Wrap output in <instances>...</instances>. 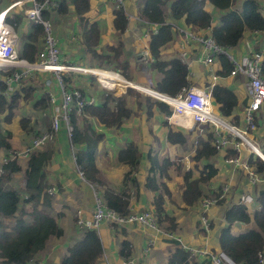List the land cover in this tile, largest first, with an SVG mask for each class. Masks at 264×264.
<instances>
[{
  "label": "crops",
  "instance_id": "crops-1",
  "mask_svg": "<svg viewBox=\"0 0 264 264\" xmlns=\"http://www.w3.org/2000/svg\"><path fill=\"white\" fill-rule=\"evenodd\" d=\"M93 1L98 6L97 12L95 11V14H92V11L90 13L87 12L85 16L88 17V23L96 24L99 32L98 43L94 51L100 56L111 58L113 54L107 52L106 48L113 47L114 45L110 44L112 42H119L122 45V52L114 61L100 64L89 53L85 52L81 44L82 37L79 28V18L69 6L66 13L69 12L74 16L73 20L70 19L68 21L73 26L68 28V24H66L63 33L56 31V29L53 33L51 25L59 52V60L68 66L85 71L67 74L69 77L68 89L78 90L86 100H92V104L94 105H100L106 93L112 95L114 98H121L125 102V107L132 114L124 119L118 128L111 129L101 128L93 118H84L88 127H91L95 133L102 134V139L96 145L93 156L100 182V185L97 187L90 186L83 179L79 178L73 162V152L75 153L76 150L82 147L69 144L62 126L54 135V140L47 149L39 150V152L51 151L50 159L43 171L45 186L48 189L47 192L51 194L52 200L50 208H45L44 212L61 229L62 235L60 238H48L43 249L35 254L32 261L41 264H59L66 255L67 249L81 239L82 231L75 226L76 213H79V218L82 221H90L94 210L95 194L101 198L104 189H110L114 192L120 190V183L127 171V167L116 161V154L125 144L132 143L136 146L139 153V162L135 172L138 188L135 195H129V214L137 215L143 212H150L152 214L150 204L156 193H152L144 187V180L151 161L159 165L165 159L171 164L166 171L168 179L158 177H155V179L156 184L163 183L166 186L169 195L168 198L163 197V209L165 213L174 219L176 227L172 234H167L163 230L164 225L150 229L136 223H126L120 226L102 224L95 232L99 238L102 250L96 264H122L124 260L119 257L118 251L120 242L123 240L129 243V258L133 261V264H167V259L174 248V245L169 241H176L180 248L191 249L192 251L188 252L189 260L193 263L201 264V259L205 257L199 255L200 250L207 253L219 252L217 239L220 229L224 226V211L231 205H237L238 198L241 195H248L252 201L245 208L248 216L251 217L252 213L258 209V205L255 203L253 197L260 190L264 189V180L257 175L259 181L254 184L251 183L245 171L225 163L221 158L222 154L218 153L216 158L211 160L217 173L201 189L204 197L192 207L183 209L179 201L182 189L180 177L191 166L189 161L191 148L189 145L193 143V139L204 137L206 133L205 126L199 125L191 133H188L190 135H188V144L185 147L170 146L166 143L165 134L167 128L162 124L164 115L156 106H153L150 110V117L147 119L144 105L141 104L136 109L135 100L126 94L125 90L127 87L123 83V81L131 83L133 86L154 92L153 86L160 80V76L156 72L147 69L144 65L145 63L138 62L137 56L141 51H148V34L154 32L156 27L138 18L140 0H124L121 10L126 18V28L122 33H118L111 26V12L114 11L112 10L111 3L106 0ZM9 3L10 0H0V11L6 9ZM239 3H236L237 7ZM19 5L20 7L24 6L23 3ZM162 8L166 9V12L162 9L165 21L172 26L175 32L172 35L171 41L160 48V59L165 61L177 57L178 50L181 49L185 53V64H187L186 81L189 83V86L202 87L213 84L229 89L237 100V105L232 115L237 118V127L241 128V108L245 104V102L243 104V101H245V80L242 77L227 78L226 75L224 78H221L217 76L219 70L216 59L213 66L207 70L201 62L203 57L202 45L190 40L185 45L184 41L186 39L181 33V30H185V27L181 22H173L169 19L167 5ZM203 8L211 16L210 25L217 26L221 13L209 5H205ZM10 10V13L14 12L21 15L16 7ZM54 14L49 15L46 19L51 22ZM24 20L25 22L21 20L22 25L18 30L20 34L25 35L30 32L31 24L27 19ZM199 34L207 37L210 31L207 29ZM17 36L18 34H15V51L20 46ZM42 40L41 34V38L37 43V50L40 49ZM255 52L258 54L255 55ZM227 53L236 60L248 55L257 56L260 59L261 56H264V31L257 33L244 32L236 46L227 49ZM123 65L127 67V78H124L121 74V67ZM135 66H139L137 70ZM140 66L144 67L140 68ZM91 71L96 72L92 73ZM101 71L118 73L123 81L116 75L106 77L108 74H103ZM204 73L205 76H203ZM211 76H216V80L211 82ZM205 77L208 80L207 85L204 84ZM28 80V84L33 89L29 100L24 103L19 102L17 109L14 111L13 118L9 124L3 123V127V115H0V133L4 134L7 132L10 134V139L8 140L10 149H0V163L9 150H20L28 145L31 141L29 140V136H34L37 132L41 133L49 130L54 109L60 103V91L51 75L48 73L30 72L23 76L20 81ZM111 81L118 83L121 88H109L107 84H111ZM193 81L203 82L204 85ZM134 90L143 96L150 97L152 102L159 101L158 98L152 97L150 94L138 89ZM49 93L53 97V105L48 103ZM41 96L47 98V107L41 111L32 109L33 103ZM140 101L142 102V99ZM21 105L24 107L20 108ZM257 117L258 128L254 132L252 131L249 136L256 145H264V110L259 111ZM20 118H27L29 120V123L25 127L27 132L20 130L18 123ZM78 126L82 127L80 122H78ZM250 154L253 153L243 147L239 150L237 157L241 163L245 164ZM15 164L18 166L19 171L10 174L9 178L2 183V188L11 189L19 194V206L15 216L20 217L25 223H28L31 219L28 213L31 212L33 205L24 202L26 194L23 192V181L27 168V159H18L15 161ZM249 171L251 172V170ZM222 185L228 187L222 203L203 209L201 206L202 200L209 197ZM37 209H41V207L37 206ZM201 218H205L208 225L209 223L211 224V228L209 227L207 232H204L201 228ZM0 225L2 227L0 230H7L13 225V220L11 218L0 217ZM247 230H255L252 222L244 224L234 222L230 226V233L233 236L242 234Z\"/></svg>",
  "mask_w": 264,
  "mask_h": 264
},
{
  "label": "trees",
  "instance_id": "trees-1",
  "mask_svg": "<svg viewBox=\"0 0 264 264\" xmlns=\"http://www.w3.org/2000/svg\"><path fill=\"white\" fill-rule=\"evenodd\" d=\"M237 2H240L238 7L236 6ZM263 2L264 0H140L138 18L156 27L155 32L148 34L147 49L150 60L144 64L147 69L156 72L160 76V80L153 86V91L160 95L174 97L181 89L189 86L186 81V66L177 57L162 61L159 56L160 48L171 41L175 32L172 26L165 21V15L162 11L163 6H168V17L171 21L181 22L185 29L197 33L209 29V37L216 47L230 49L236 46L244 32L257 33L264 31V15L262 13L263 9H261ZM205 5H209L221 13L217 26L210 25L211 16L204 11L203 7ZM69 6L79 18L81 44L84 51L89 53L99 64L112 62L118 58L122 52V45L119 42L115 47L106 48L107 52L113 54L111 58L100 56L94 51L98 43L99 32L96 24L88 23V18L85 17L90 8L89 0H61L57 11L51 14L56 12L64 14ZM10 11L5 16V22L13 29L15 34H18L17 38L20 46L15 51L16 56L32 63L38 51L36 47L41 38L42 29L39 25H34L28 21L31 24L30 32L25 35L20 34L18 29L22 25L21 20L25 22V18L23 15L10 13ZM51 14L43 13L42 17L46 19ZM111 26L118 33L125 30L126 18L122 11L111 12ZM256 54L258 53L255 52ZM216 63L219 70L217 76L224 78L231 70V64L223 55L216 57ZM143 67L140 66V68ZM259 68L261 77L264 79V56L260 57ZM126 72L127 67L123 65L121 74L124 78H127ZM68 78L67 75L63 76V84L67 89ZM28 82L29 80L20 81L17 92L9 99H5L0 95V115H3V123L9 124L19 102L24 103L29 100L33 89ZM107 86L110 88V84H107ZM4 90V85L0 84V93ZM125 92L135 100L136 109L141 104L144 105L147 119L150 117V110L153 106H156L164 116L168 115L169 110L164 103L152 102L150 97L143 96L132 88H126ZM79 93L81 98H84L82 93ZM210 94L211 106L215 114L237 127V118L232 115L237 105L234 94L221 85L212 86ZM140 99H142V102ZM46 107L47 98L41 96L33 103L32 109L41 111ZM81 112L80 117H76L73 112L69 115V124L72 131L68 141L72 146L82 147L76 150L73 156L74 166L81 172L85 183L97 187L100 182L93 156L96 145L102 139V134H97L91 127H88L84 118H93L101 128L111 129L118 128L121 122L131 116L132 113L125 107L123 99L114 98L108 93H106L100 105L85 104ZM257 120L258 117L256 116L255 129L258 128ZM78 122L81 123V128L78 126ZM18 123L20 130L27 132L25 127L29 120L20 118ZM162 124L166 127L164 122ZM203 126H205L206 133L204 137L193 139V143L189 145L191 148V155L189 156L191 166L180 177L182 189L179 201L183 209L192 207L204 197L201 189L217 173L211 160L216 158L218 153L222 154V160L238 156L229 147L222 151L214 150L210 128L206 125ZM188 135L190 134L179 129L167 128L165 140L170 146L185 147L188 144ZM9 139V133H0V149H10ZM256 148L264 157V145L259 144ZM39 150H35L28 156L27 168L24 173L23 192L26 194L24 202L33 205L31 212L28 213L31 218L28 223L15 216L19 206V194L11 189L2 188V183L9 178L10 174L19 171L18 166L15 162H10L2 167L3 174L0 175V217L11 218L13 225L7 230L1 229L0 264H28L33 260L35 254L43 249L48 238H60L62 235L61 229L44 212L45 208H50L52 200L51 194L47 192L48 189L45 186L43 171L50 159L51 151L39 152ZM116 161L127 167L120 183V190L114 192L110 189H104L101 199L106 208L113 210L119 216H126L129 213V192L135 195L138 188L135 172L139 162V153L136 146L132 143L125 144L117 152ZM170 165L165 159L159 165L151 161L144 180V187L150 192L156 193L150 204L155 224L158 227L164 225L163 230L167 234L173 233L176 224L174 219L165 213L163 209V197L168 198L169 195L166 186L163 183L156 184L155 177L168 179L166 171ZM245 165L253 174L264 180V162L259 157L250 154L245 161ZM217 192L219 191H215L209 197L217 196ZM253 198L258 205V209L252 213L251 217L248 216L246 208L239 204L231 205L223 213L224 226L220 229L217 245L219 252L235 264H257L258 255L264 252V189L260 190ZM222 201H218L216 205H220ZM37 206H40L41 209H37ZM234 222L243 224L252 222L255 230H247L242 234L233 236L230 233V226ZM209 227L211 228L210 223ZM0 228H2L1 225ZM169 242L174 245V248L167 259V264H197L189 260V253L182 247L180 248L176 241ZM101 251V244L96 233L93 230H85L82 231L81 239L67 249L66 255L59 264H96L101 256ZM118 255L123 260L129 258L130 246L128 242L124 240L120 242ZM201 264L210 263L206 258H203Z\"/></svg>",
  "mask_w": 264,
  "mask_h": 264
},
{
  "label": "built area",
  "instance_id": "built-area-1",
  "mask_svg": "<svg viewBox=\"0 0 264 264\" xmlns=\"http://www.w3.org/2000/svg\"><path fill=\"white\" fill-rule=\"evenodd\" d=\"M61 0H11L9 6L0 11V84L5 87L4 92L0 93L4 98L14 95L17 86L23 76L33 73H48L51 75L60 91V103L54 109L51 117L50 129L44 133H40L34 137L28 145L20 150H9L0 163V175L2 174V167L10 162H15L18 159H27L28 156L37 149H42L49 143L56 132L64 128L66 136L69 140L72 128L69 124V115L71 112L75 113L76 117L82 115V108L85 104L91 105L92 100L81 98L78 90L67 89L63 84V76L76 72H85L79 68L68 66L59 60V52L55 38L52 36L51 24L49 20L42 17L43 13L51 14L57 11ZM103 1V0H101ZM111 3L112 10L122 11L124 0H106ZM20 3L24 6L20 7ZM13 7L18 8L21 15L34 25H39L42 29V44L38 49L35 60L28 63L25 60H20L16 56L14 49L15 34L12 28L5 22L7 12ZM264 15V9L262 11ZM155 32V31H154ZM182 36L188 40L194 41L202 45L203 57L202 64L209 70L213 66L218 55H223L231 64V70L227 74V78L242 77L245 80V104L241 108L242 127L238 128L230 124L228 121L220 118L212 109L211 106V87L209 86H188L181 89V91L174 97L162 95L159 101L164 103L169 113L163 116V122L166 128H175L186 133H191L197 126L206 125L210 128L212 135V147L216 151H222L229 147L232 151L238 154L243 147L250 150L251 153L259 157L257 145L252 141L249 134L255 130V118L257 113L264 110V79L261 77L259 63L260 59L254 55L244 56L238 60L234 59L227 53V49L216 47L211 41L209 35L202 36L190 29L181 30ZM177 58L185 64V53L181 49L178 50ZM150 60L148 51H141L137 56L138 62L147 63ZM18 70V71H16ZM20 71V72H19ZM95 73L96 71H91ZM99 73V72H98ZM103 74H113L118 76L122 81V77L115 72L101 71ZM216 76H211V82L216 80ZM126 86V83L123 81ZM127 87V86H126ZM134 89L141 88L133 86ZM144 90V89H141ZM147 93V92H145ZM148 94V93H147ZM84 99V100H83ZM51 93L48 94V103H54ZM225 163L232 165V167L241 168L246 172L251 183H257L259 178L250 172L247 166L239 160L238 157L226 159ZM79 178L83 179L81 172L76 168ZM228 187L222 185L217 190V196L207 197L202 200L201 206L207 209L210 206H215L218 201L224 200ZM132 192H129L131 195ZM128 199V205H129ZM252 201L248 195H241L238 198V204L247 207ZM77 219L75 226L80 231L93 230L96 232L100 225L105 224L109 226H120L126 223H136L146 226L150 229H155V218L150 212H143L141 214H127L126 216H119L113 210L105 207L102 199L95 194L94 210L91 219L84 222L79 218L77 212ZM201 228L204 232L209 229L208 222L205 218L200 219ZM185 249V248H183ZM187 252L191 249H185ZM199 255H203L210 264H235L222 253H207L199 251ZM28 264H41L30 261ZM122 264H133V261L128 258ZM257 264H264V252L258 255Z\"/></svg>",
  "mask_w": 264,
  "mask_h": 264
},
{
  "label": "rangeland",
  "instance_id": "rangeland-1",
  "mask_svg": "<svg viewBox=\"0 0 264 264\" xmlns=\"http://www.w3.org/2000/svg\"><path fill=\"white\" fill-rule=\"evenodd\" d=\"M89 5H90V9H89V11H88V13H90L91 11H92V14H95L96 12H97V9H98V6L96 5V2L95 1H93V0H89ZM262 6H261V9H264V5H263V3L261 4ZM163 9V8H162ZM68 11H70V10H68ZM94 11V12H93ZM96 11V12H95ZM163 11H165L166 12V9L164 8L163 9ZM167 14H168V11H167ZM52 15V14H51ZM169 15V14H168ZM85 17H87V16H85ZM88 18V17H87ZM73 20L74 19V16L71 14V13H69V12H67L66 14L64 13V14H62V13H56V14H54L53 15V19H51L52 21L50 22V24L52 25V28H53V33H54V31H55V29H56V31H58V32H64V30H65V28H66V24H68V28H70V27H72L73 26V24H71V23H69L68 21L69 20ZM48 20V19H47ZM60 24V25H59ZM76 26L78 27V25L76 24ZM53 33H52V36L54 37V35H53ZM43 37V36H42ZM117 42H112V43H110L111 45H114L113 47H115L117 44H116ZM138 67L139 66H135V69L137 70L138 69ZM203 76H205V73L203 74ZM205 79V82H204V84H208V80H206V77L204 78ZM127 81V80H126ZM193 82H196V83H199V84H201V85H204L203 84V82H200V81H193ZM203 87V86H202ZM110 88L112 89H117V88H115V87H113V86H111L110 85ZM134 89V88H133ZM27 106V105H26ZM22 107H24V106H22L21 105V107L20 108H22ZM2 127H3V122H2ZM50 129V128H49ZM48 131V130H47ZM44 132H46V131H43V132H41V133H44ZM40 134V132H37L34 136L33 135H31V136H29V140H32L34 137H36V136H38ZM13 136V135H12ZM33 136V137H32ZM15 137V136H14ZM26 137V136H25ZM26 138H28V137H26ZM53 140H54V136H53V138H52V140L49 142V143H47L42 149H47V147L53 142ZM74 152H73V156H74ZM222 187V186H221ZM220 187V188H221ZM1 231L2 230H0V233H1Z\"/></svg>",
  "mask_w": 264,
  "mask_h": 264
},
{
  "label": "water",
  "instance_id": "water-1",
  "mask_svg": "<svg viewBox=\"0 0 264 264\" xmlns=\"http://www.w3.org/2000/svg\"><path fill=\"white\" fill-rule=\"evenodd\" d=\"M126 86L127 88H133V85L131 83H126ZM140 91H143V92H147L148 94H150L152 97H155V98H164L162 95L158 94V93H155V92H152V91H148V90H141ZM259 154V158L264 162V157L261 155L260 152H258Z\"/></svg>",
  "mask_w": 264,
  "mask_h": 264
},
{
  "label": "bare ground",
  "instance_id": "bare-ground-1",
  "mask_svg": "<svg viewBox=\"0 0 264 264\" xmlns=\"http://www.w3.org/2000/svg\"><path fill=\"white\" fill-rule=\"evenodd\" d=\"M111 75H113V74H108L106 77L111 76ZM109 78L112 80L111 77H109ZM104 79H105V78H104ZM110 85L113 86V87H115V88H121V86L118 85V83L113 82V81H111V84H110Z\"/></svg>",
  "mask_w": 264,
  "mask_h": 264
}]
</instances>
